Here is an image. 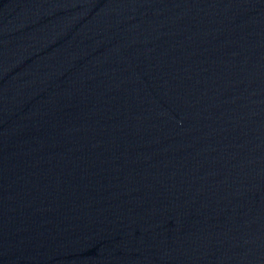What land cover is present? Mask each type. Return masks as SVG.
Instances as JSON below:
<instances>
[{
	"label": "water",
	"instance_id": "water-1",
	"mask_svg": "<svg viewBox=\"0 0 264 264\" xmlns=\"http://www.w3.org/2000/svg\"><path fill=\"white\" fill-rule=\"evenodd\" d=\"M0 264H264V0H0Z\"/></svg>",
	"mask_w": 264,
	"mask_h": 264
}]
</instances>
